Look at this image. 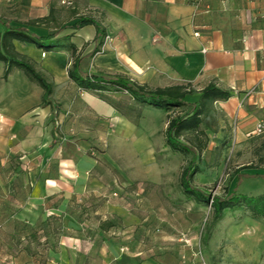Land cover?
<instances>
[{
  "label": "crops",
  "instance_id": "0c3cea01",
  "mask_svg": "<svg viewBox=\"0 0 264 264\" xmlns=\"http://www.w3.org/2000/svg\"><path fill=\"white\" fill-rule=\"evenodd\" d=\"M81 17L103 27L101 40L95 38L93 24L71 26ZM5 22L37 35L54 33L52 40L76 49L74 54L64 47L45 51L30 42L12 41L14 50L53 83L47 105L41 104L42 89L22 71L13 69L4 79L0 61V151L43 155L42 164L25 173L31 194L14 216L30 225L54 219L65 227V238L61 236L59 247L48 249L51 257L45 264H75L80 246H91L97 232L109 234L111 226L103 229L100 221H107V215L125 220L131 214L115 199L105 201L108 211L72 207L93 186L103 185L98 172L103 153L96 155L92 143L108 137L151 145L156 132L141 126L143 112L171 113L138 105L143 111L135 121L119 103L79 89L67 73L74 57L88 74H120L152 88L188 85L192 92L185 99L190 102L209 83L229 92L228 98L213 102L200 128L214 146L228 138L241 142L252 156L244 174L264 172V130L255 133L256 124H264V0H0V33ZM180 109H185L183 114L188 108ZM209 117L214 124L210 132L202 127ZM58 136L69 142H59ZM86 155L98 158L92 162ZM50 201L57 202L45 205ZM46 206L50 213H43ZM48 222L37 230L42 238L52 231ZM101 242L105 247L109 241L102 235Z\"/></svg>",
  "mask_w": 264,
  "mask_h": 264
},
{
  "label": "rangeland",
  "instance_id": "374dc122",
  "mask_svg": "<svg viewBox=\"0 0 264 264\" xmlns=\"http://www.w3.org/2000/svg\"><path fill=\"white\" fill-rule=\"evenodd\" d=\"M104 97L122 105L135 121L143 111L124 92L105 93ZM184 110L173 109L168 115ZM143 113L141 126H151L156 132L151 145L135 146L106 137L92 143L95 154L103 156L86 155L92 162L98 158L103 185L93 186L72 207L76 211H108L105 201L115 199L131 214L125 220L107 215L106 220L112 223L109 234L97 232L91 246H80L75 264H264V216L253 218L242 206L225 209L221 218L215 219L211 205L187 197L180 185L181 171L195 166L192 185L213 195L226 196L234 188L237 194L264 195V177L242 172L252 156L241 142L228 138L214 146L215 141L206 138L204 149L195 154L172 150L162 137L167 115ZM205 122L202 127L210 132L214 125L211 117ZM58 141L69 142L59 136ZM49 161L46 163L50 165ZM42 162L43 155L38 151H0V264H45L51 257L48 249L59 247L61 236L65 238V227L58 220L48 222L52 231L42 238L37 230L43 221L30 225L14 216L31 194L25 173ZM261 162L264 168V156ZM45 208L43 213H50L49 206ZM92 222L97 225V221ZM102 235L109 241L105 247Z\"/></svg>",
  "mask_w": 264,
  "mask_h": 264
},
{
  "label": "trees",
  "instance_id": "16d2710c",
  "mask_svg": "<svg viewBox=\"0 0 264 264\" xmlns=\"http://www.w3.org/2000/svg\"><path fill=\"white\" fill-rule=\"evenodd\" d=\"M32 24V23H31ZM85 24H93L96 28V39L101 40L104 36L103 27L89 17H81L71 26L81 27ZM5 29L0 33V61L5 64L3 78L6 79L13 69H18L33 83L42 89L41 104H50V96L53 83L50 82L35 66V63L27 57L17 53L13 47V40L33 43L37 48L45 51L57 48H67L72 54L75 53V46L72 43H59L52 40L54 33L47 35H37L25 26L12 25L5 22ZM66 40V38H65ZM101 43V41H100ZM94 51H97L95 49ZM68 77L81 90L91 92L100 99L107 100L105 93L125 92L129 98L138 105H148L164 112H169L180 107L188 108L181 115L170 116L167 114V123L164 129L165 144L172 150L195 154L202 151L206 144V136L200 128L204 118L212 108L215 100L226 99L230 96L229 92L220 89L209 83L201 89L200 95L195 102L185 99L187 94L192 92L188 85H170L165 87H148L129 80L120 74L93 75L81 71L80 59L74 57L71 67L68 69ZM110 103V102H108ZM113 103V102H111ZM116 110L118 108L112 105ZM119 111V110H118ZM120 112V111H119ZM242 168H249L244 165ZM197 167L184 168L180 173V185L183 193L197 202L211 205L213 216L219 219L225 209L246 207L253 218L264 216V195L251 197L246 194H237L235 188L226 196H217L206 190L200 189L191 183L193 174ZM241 175L243 173H240ZM252 176H262L253 174ZM237 176V180H239ZM45 223L48 221H43ZM112 226L111 221H104L100 227L107 229Z\"/></svg>",
  "mask_w": 264,
  "mask_h": 264
},
{
  "label": "built area",
  "instance_id": "2783aa9c",
  "mask_svg": "<svg viewBox=\"0 0 264 264\" xmlns=\"http://www.w3.org/2000/svg\"><path fill=\"white\" fill-rule=\"evenodd\" d=\"M195 35H198V32L194 33ZM205 48L202 49L203 52H205ZM45 52H42V56H44ZM264 130V124L263 122H258L255 127V133L259 134Z\"/></svg>",
  "mask_w": 264,
  "mask_h": 264
}]
</instances>
